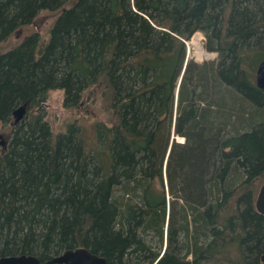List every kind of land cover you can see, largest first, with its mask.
I'll return each instance as SVG.
<instances>
[{
    "label": "trees",
    "instance_id": "obj_1",
    "mask_svg": "<svg viewBox=\"0 0 264 264\" xmlns=\"http://www.w3.org/2000/svg\"><path fill=\"white\" fill-rule=\"evenodd\" d=\"M195 31L216 59L186 60L177 84ZM11 38L0 256L84 247L106 264H259L264 0H0V43ZM53 90L74 115L57 131L43 107Z\"/></svg>",
    "mask_w": 264,
    "mask_h": 264
},
{
    "label": "water",
    "instance_id": "obj_2",
    "mask_svg": "<svg viewBox=\"0 0 264 264\" xmlns=\"http://www.w3.org/2000/svg\"><path fill=\"white\" fill-rule=\"evenodd\" d=\"M186 59L182 65L180 75L177 79V84L180 81L181 74L183 72ZM254 84L255 86L263 90L264 89V58L258 62L254 70ZM179 142H182L179 141ZM171 142H169L170 145ZM169 148V147H168ZM168 152V149H167ZM165 155V159L167 156ZM164 159V163H165ZM255 210L264 215V183L259 187L254 200ZM0 264H106L104 257L89 252L84 247H77L73 249H67L62 251L56 256L50 259L41 261L31 254H17V255H5L0 256ZM259 264H264V252L259 256Z\"/></svg>",
    "mask_w": 264,
    "mask_h": 264
},
{
    "label": "rangeland",
    "instance_id": "obj_3",
    "mask_svg": "<svg viewBox=\"0 0 264 264\" xmlns=\"http://www.w3.org/2000/svg\"><path fill=\"white\" fill-rule=\"evenodd\" d=\"M49 23V21H47L42 29L43 32L46 31L47 29V24ZM201 33V32H200ZM201 35L203 36V34L201 33ZM204 38V36H203ZM194 39L196 40L197 39V35L193 36L191 39H187V40H184V47H185V58L187 60H191L197 64H200L204 61H214L216 59V53H215V57L214 58H210V59H207V60H198L200 59L202 56L204 55H196L195 54V51H194V46L193 44H191ZM17 40L19 39H14V38H11V39H8L7 41L5 42H2L0 43V51H4L6 49H8L10 46H12ZM187 44V46H186ZM204 40H202V42H200L198 44V46H200V48L205 51V52H208L204 49ZM200 50V49H199ZM193 53L195 54V56H197L195 58V56L193 55ZM210 53V52H209ZM212 53V52H211ZM205 54V53H203ZM62 97H63V93L61 90H53V91H49L46 95V98H45V102H44V110L46 111V118L49 120V123L51 124L52 128L54 131H57L61 128L62 124L69 119V121H71L73 118H74V115L70 114L67 110H65L62 105H61V102H62ZM78 122L77 123H81L83 124L84 127H88L89 125L85 122H83V120L79 119L77 120ZM4 133L2 130H0V147H1V144H2V141L4 139ZM2 136H3V139H2ZM171 138L174 140V141H181L182 138L179 137V136H175V135H171ZM264 183V175L262 177H259L257 178V180L255 181L254 183V193H253V199L255 200V197H256V194L258 192V189L259 187ZM163 186H164V192L166 193L165 189V181L163 180ZM165 200H166V205H167V201L170 200L169 196L167 194H165ZM179 203V201H177ZM168 209L166 208V213H167ZM164 230H165V226H164ZM165 237V236H164ZM165 246V240L163 238V241H162V244H161V251L163 250Z\"/></svg>",
    "mask_w": 264,
    "mask_h": 264
},
{
    "label": "built area",
    "instance_id": "obj_4",
    "mask_svg": "<svg viewBox=\"0 0 264 264\" xmlns=\"http://www.w3.org/2000/svg\"><path fill=\"white\" fill-rule=\"evenodd\" d=\"M195 35H197V44H199L200 42H202V40H204V38H203V36L201 35V33H200V31H195L189 38L191 39L193 36H195ZM188 38V39H189ZM183 42H184V40H183ZM185 43V42H184ZM186 46H187V44H186ZM199 48H200V46H199ZM201 49V48H200ZM201 51L203 52V53H205V56H202L201 58H200V60L202 59V60H207V59H210V58H214L215 57V52H205V51H203L202 49H201ZM193 55L195 56V54L193 53ZM195 58H196V56H195ZM199 60V61H200Z\"/></svg>",
    "mask_w": 264,
    "mask_h": 264
},
{
    "label": "bare ground",
    "instance_id": "obj_5",
    "mask_svg": "<svg viewBox=\"0 0 264 264\" xmlns=\"http://www.w3.org/2000/svg\"><path fill=\"white\" fill-rule=\"evenodd\" d=\"M191 44H193V46H194V51H195L196 55H204L205 56V54H203V52L201 51V49L199 48V46L197 44V39L196 40L194 39V41ZM198 60H200V59H198Z\"/></svg>",
    "mask_w": 264,
    "mask_h": 264
}]
</instances>
